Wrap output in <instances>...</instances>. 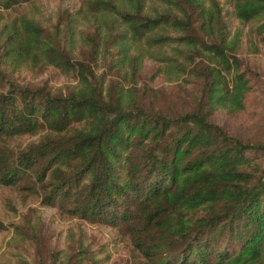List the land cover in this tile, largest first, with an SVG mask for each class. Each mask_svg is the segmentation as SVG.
I'll return each instance as SVG.
<instances>
[{
  "label": "trees",
  "instance_id": "1",
  "mask_svg": "<svg viewBox=\"0 0 264 264\" xmlns=\"http://www.w3.org/2000/svg\"><path fill=\"white\" fill-rule=\"evenodd\" d=\"M24 1L30 0L0 5ZM232 1L227 8L186 0L193 17L184 7L178 9L187 15L182 17L173 16L172 8L156 17L120 11L125 33L137 38L163 23L185 32L162 39L183 44L171 47L184 58L169 54L161 72L184 71L205 56L195 67L201 94L193 109L177 116L130 108L136 100L128 90L108 97L86 63L44 38L33 20L23 21L20 47L10 56L45 57L75 72L78 84L67 94L0 90V139L48 130L15 159L0 146L1 182L34 176L45 203L72 206L91 222L122 226L155 264H264V141H244L210 120L218 109L238 113L259 104L263 89L238 52L246 35L254 48L257 37L264 43V0ZM121 48L120 62L136 73L142 55L129 54L125 44ZM81 122L83 127H73Z\"/></svg>",
  "mask_w": 264,
  "mask_h": 264
},
{
  "label": "rangeland",
  "instance_id": "2",
  "mask_svg": "<svg viewBox=\"0 0 264 264\" xmlns=\"http://www.w3.org/2000/svg\"><path fill=\"white\" fill-rule=\"evenodd\" d=\"M204 1L207 5L215 1L223 7L233 6L232 0ZM180 7L193 17L186 0H30L11 7L0 5V67L5 75L0 90L17 86L67 94L78 84L75 72L45 57L10 56L20 47L23 21L30 19L44 38L72 60L86 63L93 73L91 77L100 82L108 97L117 98L119 92L128 90L136 100V104H127L130 108L143 107L150 113L169 116L185 113L194 108L201 94L203 80L195 67L206 60L205 56H198L184 71L161 72L159 66L167 64L169 54L184 58L173 53L171 47L180 42L170 41V46L162 39L165 35L177 38L185 32L163 23L154 32L137 38L132 32L125 33L120 14L122 10H140L156 17L172 8L173 16H187L178 10ZM160 35L163 37L156 39L159 42L152 40ZM249 37L245 36L238 55L263 83L260 103L248 104L246 110L238 113L218 109L210 120L244 141L263 142L264 43L257 37L254 48ZM123 44L129 54L142 55L136 73L128 62H120ZM83 125L81 122L73 127ZM47 131L43 127L2 137L0 146L15 159L29 144L40 143ZM43 195L44 189L34 176H26L15 184L0 180V264H155L122 226L91 222L73 213L72 206L45 203Z\"/></svg>",
  "mask_w": 264,
  "mask_h": 264
}]
</instances>
